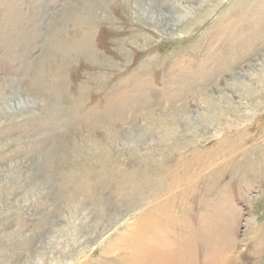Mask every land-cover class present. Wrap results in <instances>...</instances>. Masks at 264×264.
Returning a JSON list of instances; mask_svg holds the SVG:
<instances>
[{
  "label": "rangeland",
  "instance_id": "1",
  "mask_svg": "<svg viewBox=\"0 0 264 264\" xmlns=\"http://www.w3.org/2000/svg\"><path fill=\"white\" fill-rule=\"evenodd\" d=\"M165 261L264 264V0H0V264Z\"/></svg>",
  "mask_w": 264,
  "mask_h": 264
},
{
  "label": "crops",
  "instance_id": "2",
  "mask_svg": "<svg viewBox=\"0 0 264 264\" xmlns=\"http://www.w3.org/2000/svg\"><path fill=\"white\" fill-rule=\"evenodd\" d=\"M230 195H232V192H230ZM191 218V217H190ZM189 218V223H190V225L192 226V227H198V222H196L195 224H193L192 223V221L194 220V219H190ZM191 231V230H190Z\"/></svg>",
  "mask_w": 264,
  "mask_h": 264
},
{
  "label": "bare ground",
  "instance_id": "3",
  "mask_svg": "<svg viewBox=\"0 0 264 264\" xmlns=\"http://www.w3.org/2000/svg\"><path fill=\"white\" fill-rule=\"evenodd\" d=\"M169 24V23H168ZM144 221V220H143ZM143 223V222H142ZM139 225V224H138ZM132 234V233H131ZM133 235V234H132ZM128 236V235H127ZM140 241V240H139ZM143 260V259H142ZM149 260V259H148ZM151 261V260H150ZM160 262H164L163 260H161ZM162 263H158V264H162ZM165 263H166V261H165ZM146 264V263H145ZM167 264V263H166Z\"/></svg>",
  "mask_w": 264,
  "mask_h": 264
}]
</instances>
